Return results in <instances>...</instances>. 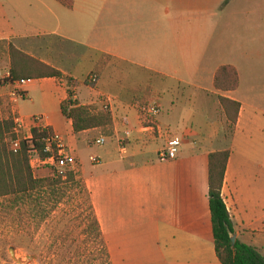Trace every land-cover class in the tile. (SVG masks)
Returning a JSON list of instances; mask_svg holds the SVG:
<instances>
[{
    "label": "crops",
    "instance_id": "crops-1",
    "mask_svg": "<svg viewBox=\"0 0 264 264\" xmlns=\"http://www.w3.org/2000/svg\"><path fill=\"white\" fill-rule=\"evenodd\" d=\"M71 1L68 8L57 0H0V45L12 43L75 80L81 106L115 98L111 135L74 133L60 111L64 81L56 78L17 86L24 100L15 86H0L3 118H20L27 136L40 118L76 159L113 264H220L208 195V156L222 150L227 125L218 97L240 104L221 197L238 241L264 232V0ZM124 63L156 80L123 82ZM221 66L236 69L235 91L214 88ZM92 74L95 87L87 83ZM149 101L160 107L156 138L141 130L138 105ZM22 104L31 112L22 113ZM177 122L185 123L179 153L159 162ZM101 137L110 142L91 155ZM86 156L95 165L86 168Z\"/></svg>",
    "mask_w": 264,
    "mask_h": 264
},
{
    "label": "trees",
    "instance_id": "trees-1",
    "mask_svg": "<svg viewBox=\"0 0 264 264\" xmlns=\"http://www.w3.org/2000/svg\"><path fill=\"white\" fill-rule=\"evenodd\" d=\"M57 1L68 8L72 6L71 0ZM7 51L10 79L4 82L0 81V86L44 78L62 80L68 97L61 102L60 111L66 119L71 121L74 133L92 129H107L110 132L109 136L111 135L113 123L109 114L100 112L92 115L87 107L72 100V90L77 86L75 80L64 76L56 68L23 53L12 43L7 45ZM213 85L217 91H235L239 86L236 69L232 66L219 67L215 72ZM218 101L226 116L230 135H232L238 119L240 104L224 97H218ZM12 128V120L0 122V198H11L14 207L20 201L29 199L37 211L40 210L44 214L43 200L50 191L54 196L55 190H58L59 186L65 183L80 186L81 182L73 172L67 173L65 177L57 175L51 179H36L30 164V155L36 154L40 161L57 155L56 144L51 146L50 151L46 150L45 140L53 134V131L50 128L44 130L32 128L30 139L21 140L19 149L14 153L8 149L6 144L7 138L15 139V136L11 134ZM229 156V147L210 153L208 156V195L215 254L220 264H264V257L254 247L243 244L237 239L234 244L230 241V235L234 234V228L221 197ZM33 197L37 198L36 201H33ZM91 218V226L88 229L93 233V239L101 249L102 264H112L103 232H101L92 205Z\"/></svg>",
    "mask_w": 264,
    "mask_h": 264
},
{
    "label": "rangeland",
    "instance_id": "rangeland-1",
    "mask_svg": "<svg viewBox=\"0 0 264 264\" xmlns=\"http://www.w3.org/2000/svg\"><path fill=\"white\" fill-rule=\"evenodd\" d=\"M42 44L46 45V42H42ZM7 52L4 45H0L1 70L8 66ZM121 68L120 79L123 82L129 81L131 78L145 82L156 80L154 74H144L133 65L124 63ZM160 90L163 91V89ZM95 110L98 108L96 107ZM21 111L25 114L31 112L28 110V104H22ZM96 113L90 114L95 115ZM171 127L167 134L181 138L185 123L177 122ZM190 131L187 132V135H190ZM109 134L107 129H101V136L107 137ZM191 134L193 133L191 132ZM230 137L227 124L218 138V147L222 150L227 149ZM8 139H6L7 146ZM109 142V140L106 141V145ZM89 144L93 145L92 142ZM104 147L95 145L89 152L91 155L100 156ZM88 157L83 158L86 168L95 165L89 162ZM30 164L36 179H51L57 175L65 177L67 173L73 172L77 175L81 185L65 183L55 190L54 196L50 191L49 195L43 197L44 214L40 210L37 211L29 199L20 201L14 207L11 198H0V264H16L8 252L11 247L15 249L16 259L24 261L26 256H35V260L30 264H102L101 249L94 241L93 233L88 229L92 220L91 204L88 191L82 182L83 179L80 178L77 162L73 169L59 171L56 167L41 164L36 154H31ZM61 171L62 174L59 173ZM36 199L33 197V201ZM240 242L254 247L264 257L263 231L243 233Z\"/></svg>",
    "mask_w": 264,
    "mask_h": 264
},
{
    "label": "built area",
    "instance_id": "built-area-1",
    "mask_svg": "<svg viewBox=\"0 0 264 264\" xmlns=\"http://www.w3.org/2000/svg\"><path fill=\"white\" fill-rule=\"evenodd\" d=\"M10 79V72L9 70H1L0 69V81L4 82L6 80ZM97 77L95 75H90L87 79V83L90 84L92 87L97 84ZM26 81H20V82H14L10 85L15 86V93L14 96L16 99L24 100L26 98V94L17 86H20L21 84H24ZM72 100L75 101V96L73 94ZM114 105H115V98L110 96H104L101 97L100 100L97 103L90 104L88 106V110L90 113H98L102 112L103 114H109L112 115L114 111ZM96 107L98 110H95ZM138 112L140 116L141 121V130L144 133L150 134L151 137L156 138V136L161 135L162 132L157 125L156 117L160 113V107L158 104L154 101L145 102L142 105H138ZM97 114V113H96ZM13 122V128L11 130V134L15 136L14 140H7L9 150L12 152H16L20 147V141L30 139V134L27 136V134L22 135L21 132L25 129L24 123L22 120L18 117H15L11 119ZM7 121L3 118V114L0 108V122ZM32 128L37 129H46L43 125L40 124V118L34 117L32 119ZM22 138H21V137ZM106 139L104 137L98 138L94 141V145L96 146H103L105 144ZM46 150L50 151L51 146L53 144L57 145L58 152L56 156H52L45 161L39 162L43 165H49L56 167V169L65 170V169H73L76 165V159L66 152L64 148L62 147L59 137L56 134H52L49 136L46 140ZM182 145V139L179 137H171L166 140L164 147L157 153V160L159 162H168L176 159L179 150ZM62 174V171L59 172Z\"/></svg>",
    "mask_w": 264,
    "mask_h": 264
},
{
    "label": "water",
    "instance_id": "water-1",
    "mask_svg": "<svg viewBox=\"0 0 264 264\" xmlns=\"http://www.w3.org/2000/svg\"><path fill=\"white\" fill-rule=\"evenodd\" d=\"M235 240H236V235L235 234L230 235V241L232 244H234ZM8 252L16 264H30L36 258L35 256L31 255V256H26L24 261L20 259H16L15 249L13 247L9 248Z\"/></svg>",
    "mask_w": 264,
    "mask_h": 264
}]
</instances>
